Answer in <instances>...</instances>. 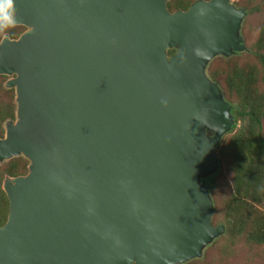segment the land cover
Returning <instances> with one entry per match:
<instances>
[{"label":"water","instance_id":"obj_1","mask_svg":"<svg viewBox=\"0 0 264 264\" xmlns=\"http://www.w3.org/2000/svg\"><path fill=\"white\" fill-rule=\"evenodd\" d=\"M17 38L0 40L16 120L0 264H175L222 233L211 218L214 148L230 106L206 73L247 50L245 9L197 0H13ZM174 49L171 55L168 50ZM213 132L208 135L207 131Z\"/></svg>","mask_w":264,"mask_h":264},{"label":"trees","instance_id":"obj_2","mask_svg":"<svg viewBox=\"0 0 264 264\" xmlns=\"http://www.w3.org/2000/svg\"><path fill=\"white\" fill-rule=\"evenodd\" d=\"M248 5L245 6L251 10L252 5ZM262 6L264 8V1ZM9 33L16 32L11 29ZM254 46V55L262 66L261 77L264 79V21ZM209 75L216 81L222 76L226 94L236 100L233 111L235 120L231 128L234 131L229 141L218 149L221 157L229 155L230 164L227 168L233 175L231 184L225 186V191H228L226 198L220 204L214 200L212 224L216 222L225 224L226 235L232 241L244 237L248 244H263L264 210L260 211L259 208L264 207V132L262 131L264 100L256 88L259 70L255 64L249 62L240 67L233 66L231 70H210ZM12 116H14L12 105L6 110L0 109V121ZM238 120L241 121V125L237 127ZM8 173L16 174L13 171ZM2 177L0 174V223L5 218L3 216L7 212L8 203L6 194L1 188ZM252 215L256 216L252 217Z\"/></svg>","mask_w":264,"mask_h":264},{"label":"rangeland","instance_id":"obj_3","mask_svg":"<svg viewBox=\"0 0 264 264\" xmlns=\"http://www.w3.org/2000/svg\"><path fill=\"white\" fill-rule=\"evenodd\" d=\"M195 0H166V8L168 11L173 12L176 10H183L188 7V5ZM264 1V0H263ZM263 1L262 0H231V2L236 7H242L245 9V16L243 18L242 26L240 33L243 37V42L247 47V50L238 52L235 54H231L229 56L224 55H217L211 59V61L206 65V73L209 76V78L217 84L219 87L223 100L230 106L229 108V115L232 116V119L235 120L234 117V103H236V100L229 97L226 94V91L224 90V81L221 76V78L216 81L212 79L209 75L210 70H218V71H226L231 70L233 66H244L245 64H255V66L259 70V77L256 82V88L257 91L262 95L264 100V79L262 76V71L260 68L262 66L258 63L256 60V57L254 55V42L256 41V38L258 37V31L264 21V8H263ZM252 5V9L250 10L245 5ZM248 5V6H249ZM257 5V8H254V6ZM13 32H16L14 34H10L9 30ZM26 27L24 25L15 24L14 27H7L0 31V40L3 36L7 35L10 38H17L20 33H22ZM174 49L168 50V55H171L173 53ZM264 53V51H263ZM224 75V74H223ZM13 75H0V109H7L12 105L13 112H14V119L16 120V107L17 103L15 100V90L13 87H9L7 85V81L12 78ZM9 119H5V121H2L0 123V134L6 132L5 126L7 127L6 123ZM17 121V120H16ZM8 124V123H7ZM263 127L262 131L264 132V121H263ZM241 125V121L238 120L237 127ZM233 129H230L228 131H225L217 144L214 148V155L216 157L217 167L216 170H214L211 175H209L207 181L210 184V195L212 197L213 203H214V211H215V202L221 203L226 198V192L225 186L228 184H231V177H232V171L227 168V165L230 164V157L228 155L225 157H221L218 153L219 147L224 145L229 141L230 135L233 132ZM208 135H213V132L210 130L207 131ZM218 153V154H217ZM28 164L29 160L27 157H25L22 154L14 155L9 158L0 159V174L2 177V183L1 188H3V182L6 178L15 177L17 175H24L28 172ZM9 172L13 171V173H16L15 175H9ZM8 202V201H7ZM223 204H221V207ZM4 208V207H3ZM2 208V209H3ZM6 211L8 212V203L6 207ZM4 210V209H3ZM260 211L264 210V207L259 208ZM213 211V214H214ZM6 214L3 216L5 217L2 220L3 224L6 220ZM213 214L211 218V222H213ZM255 214V213H253ZM256 215H252L254 217ZM221 216H219L220 218ZM218 218V219H219ZM218 224L223 225V231L219 235H217L211 243L206 245V247L203 250V253L199 257H193L190 259H186L184 261L175 263V264H264V243L263 244H248L245 240V238H238L236 241H232L228 239L226 235V226L222 222H216L213 225L216 227Z\"/></svg>","mask_w":264,"mask_h":264},{"label":"clouds","instance_id":"obj_4","mask_svg":"<svg viewBox=\"0 0 264 264\" xmlns=\"http://www.w3.org/2000/svg\"><path fill=\"white\" fill-rule=\"evenodd\" d=\"M15 7L13 0H0V31L7 27H14Z\"/></svg>","mask_w":264,"mask_h":264},{"label":"flooded vegetation","instance_id":"obj_5","mask_svg":"<svg viewBox=\"0 0 264 264\" xmlns=\"http://www.w3.org/2000/svg\"><path fill=\"white\" fill-rule=\"evenodd\" d=\"M195 1H197V0H195ZM195 1H194V2H195ZM194 2H192V3H194ZM192 3H190V4L188 5V7H189ZM188 7H187V8H188ZM187 8H186V9H187ZM186 9H183V10H186ZM6 119H9L8 121H10V120L13 121L14 116H12V117H7ZM2 121H5V119L1 120L0 123H2ZM4 135H5V133H3L2 135L0 134V138H3Z\"/></svg>","mask_w":264,"mask_h":264}]
</instances>
